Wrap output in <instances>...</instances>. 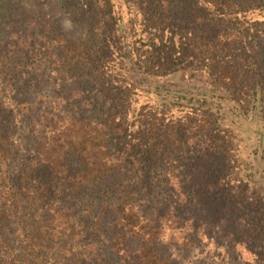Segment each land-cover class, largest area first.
<instances>
[{"label":"trees","instance_id":"trees-1","mask_svg":"<svg viewBox=\"0 0 264 264\" xmlns=\"http://www.w3.org/2000/svg\"><path fill=\"white\" fill-rule=\"evenodd\" d=\"M80 1L77 40L42 12L0 39V264H108V230L169 264L213 227L259 264L264 0Z\"/></svg>","mask_w":264,"mask_h":264},{"label":"rangeland","instance_id":"rangeland-1","mask_svg":"<svg viewBox=\"0 0 264 264\" xmlns=\"http://www.w3.org/2000/svg\"><path fill=\"white\" fill-rule=\"evenodd\" d=\"M39 12L57 21L56 29L72 40L81 38L89 26L88 8L80 0H0L1 41L6 42L12 36L13 29L20 20ZM139 100L142 102L143 98ZM229 218L225 227L228 231H233L237 221H234L233 216ZM211 223H214L213 220ZM218 235L217 228L213 227L210 232L203 234L202 243H196L191 250H184L181 240L164 239L156 247V251L169 264H257L256 258H260V254L254 255L251 250H241L240 246L229 248V243L219 242ZM248 235L251 237L249 232ZM106 239L105 257L108 264H137L135 253L140 247L139 241L129 240L124 243L114 240L109 230L106 231ZM126 247L129 251L124 250ZM259 264H264V257Z\"/></svg>","mask_w":264,"mask_h":264}]
</instances>
